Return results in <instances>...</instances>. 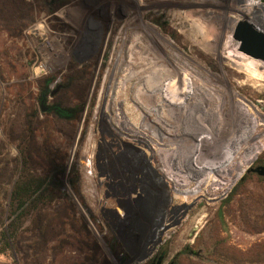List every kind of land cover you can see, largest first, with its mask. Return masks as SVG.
Returning <instances> with one entry per match:
<instances>
[{
  "label": "rangeland",
  "instance_id": "1",
  "mask_svg": "<svg viewBox=\"0 0 264 264\" xmlns=\"http://www.w3.org/2000/svg\"><path fill=\"white\" fill-rule=\"evenodd\" d=\"M25 1L34 14L26 16L22 32L18 31L20 20L7 14L6 9V19L0 18V200L5 206L6 194H11L25 169L42 177L52 175V184L69 198L61 200L57 193L42 201L43 197L35 196V201L26 205L28 210L19 231L11 239L12 252L7 257L0 256V264H150L149 254L155 246V253L157 250L165 253V264L172 260L177 264H264V177L248 172L264 166V64L247 56V65L252 63L250 69L262 75L260 79H247L243 58L226 60L219 55L204 59L198 53L203 52L201 48L187 44L181 33L172 35L167 30V10L176 7L153 8L152 0ZM227 1L201 0L211 5L198 8L208 12L203 18H207L212 31L223 32L225 41H233L228 50L232 55L239 52V47L230 38L231 27L235 28L243 15L226 8ZM243 1L234 2L239 7L249 5V1L247 4ZM8 16L12 21L6 23ZM254 24L264 30V22ZM152 36L168 55L174 53L182 58L186 78L193 79L209 103L215 98L219 108L225 101L230 120L237 116L244 121L247 118L239 128L242 135L251 136L247 164L239 155L231 154L238 159L243 173L236 176L240 169L236 170L228 182L214 172L202 171L205 182L210 176H214L211 183L215 182L211 191L207 190V184L201 186L198 196L189 197V193H183L186 190H178L180 183L169 182L174 176L164 169L165 158H173L172 164L176 166L185 162L187 171L192 168L195 156L201 159L204 156L199 160L205 162V155L215 143L207 139L203 143L180 131L171 132L174 129L164 118L168 107L159 106L156 97L167 78L163 72L157 74L162 85L156 91L145 88L149 74L141 82L125 80L129 72L138 73L143 70L141 66L149 63ZM132 52L140 53L134 55L133 61L128 56ZM194 68L202 72L201 77L191 75ZM230 70L240 72L242 77ZM46 78L52 81L45 104L52 107L58 100L65 109L73 110L68 120L41 111V102L36 97ZM58 87V92L50 97ZM137 89L143 91L142 99H136ZM170 90L168 86L165 92ZM32 104L37 105L44 123L28 149L25 106ZM177 108L179 112L180 105ZM156 110H161L162 116L155 115ZM186 112L189 114L190 110L186 108ZM192 115L196 122L205 117L200 111ZM144 125L152 128V132H142ZM206 128L214 137L220 135L219 144L224 150L225 127L214 123ZM126 145L143 151L151 159V165L169 186L170 200L158 189L155 196L161 202L153 199L154 204L143 206L137 202L143 198L141 193L130 198L125 189H117L120 195L113 197L112 191L104 186L107 176L99 177L95 171L101 161L97 159L99 153L105 163L115 155L126 154ZM249 147L259 149L254 160L249 159V150L252 151ZM51 158L55 163L52 168ZM122 182L125 187L130 185L128 181ZM117 199L122 206L116 205ZM130 199L133 206L127 212L126 201ZM67 203L72 204L69 214L62 210ZM174 209L179 210L177 221L168 223L158 237L152 235V229L155 232L162 221L166 223ZM107 211H118L119 219L111 220L112 217L104 215ZM14 213L11 219L20 212ZM39 216L47 226H40ZM60 222L63 225L57 227ZM82 224H86L90 239Z\"/></svg>",
  "mask_w": 264,
  "mask_h": 264
},
{
  "label": "bare ground",
  "instance_id": "2",
  "mask_svg": "<svg viewBox=\"0 0 264 264\" xmlns=\"http://www.w3.org/2000/svg\"><path fill=\"white\" fill-rule=\"evenodd\" d=\"M230 1L234 2L235 0H228L226 5H225L226 8L239 11V13L243 15V16H241V17H243V19H241V20H247L249 22L256 23V24L257 23L259 24V22H260V24H261V22H264V3L261 4L256 0H244L243 2H246V4L249 1V3H248L249 5L248 6L246 5L244 7L243 6L239 7L236 4V2H234V4L232 5V4H230ZM252 1H254V2H252ZM152 4H153V8L163 7V8H169L170 9V7H172V6L176 7V8H171V10H167V12H168L167 14L169 16L168 23H167V30L172 35L179 36V34L181 33L183 36H185V38H187V41H186L187 44H193V46L201 48L203 50V52L198 51V53H200V56H202L204 59L214 57V56L215 57L218 56V58H219V55H220V58L222 57V59H226V60L227 59L231 60L230 57H236L239 59L243 58L242 62H244L245 64H242L243 65L242 67L244 69L243 72L246 73V77H247V71H248V78L247 79H251V78L252 79H254V78L260 79L262 77L261 74L257 73L253 69H250L252 63L247 65V58L248 57L246 54L239 51V52H236L237 54L230 55L228 50L230 48H232V46H233L232 40H226L225 41L224 40L225 35L223 32L212 31V27L210 26L209 21L206 20L207 18L206 19L203 18V15L207 14L208 12L206 10H203V9L199 10V8H198V7H203V8L209 7V5H211V4H208V3L205 4V3L201 2V0H152ZM241 20H239V21H241ZM259 26H261V25H259ZM263 26L264 25H262V27ZM132 28H133V26H132ZM234 29H235L234 27H231L232 31H234ZM231 37H233V36H230V38ZM133 38H134V35H133ZM234 42H235V45L239 47V43L236 41H234ZM141 48H144V47H141ZM130 49H132V48H130ZM217 49H218V55L216 54ZM234 50H235V48H234ZM134 55L138 56V55H140V53L136 52V54H134V52H132L131 56L128 55L129 59H131V61H133ZM146 55H148V54H146ZM148 59H149V57H148ZM144 60H146V59H144ZM160 64L162 66H160ZM133 65L137 67V65H135V64H133ZM142 67H143V70L141 69V71H139L138 73L129 72L126 75L125 80H126V82L127 81L133 82L135 80L136 81L139 80L141 82V79H145L146 74H149V78L146 79V82H144L148 86V87L145 86V88L146 89H152V91H156L160 87V85H162L161 84L162 83L161 76L157 77V74H159L160 72H163L164 73L163 76L165 78L167 76L166 80L163 81V83H165L164 86L163 85H162L163 87L161 86L156 97L158 98L157 101H158L159 106L168 107V110H167L168 113H167L166 117H164V118H166L169 121L170 127H172L174 129L171 132L177 133V131H180L185 136L187 135V136L192 137V139L196 138L200 141H202V140L204 141L205 139H207V140H210V142L212 141L215 143V145H212L211 148H209V153H207V156L205 155L206 161L205 162L201 161L204 158V156L202 159L199 157L201 160H199V158L196 156H195L196 159L193 157L194 162L192 164V168L188 169L187 171L185 170V167H184L185 162L184 163L182 162L183 164H180V166L177 165L178 167L184 169V170H181V169L177 168V166L175 164L174 165L172 164L174 162V161L172 162L173 158H171L170 156H168V157L166 156V158H165L166 164H165L164 169H166L169 172L170 176H174L173 179L169 180V182H171V184H175L177 182L180 183V184H177L179 187L178 190L179 191L186 190L183 193H185V194L189 193V195H188L189 197L194 196V195L198 196V194H201V190H200L201 186H204L205 184H207V190L208 191L213 190L211 188V186L214 185L215 181L213 183H211V182L213 181L214 176H210V178H207V180L205 182L203 179V175H201V172L204 170L205 171L207 170L208 173L214 172L216 177L217 176L221 177L222 180L230 182L231 180L229 181V179H230L231 175H233V173L236 170L240 169V163H239L238 159H236L234 156H231V154L235 153V154L239 155L240 156L239 158H241L244 165L247 164V147L251 143V136L246 134V133H243V135H242L240 133V130H239V128L242 125H244V123L247 122V118L244 121L242 118L237 116L236 118H234V120L233 119L230 120L227 118V116H229V114H230L229 110H226V107L223 105V103L225 101L222 102V105L219 108L217 107L218 102L216 101L215 98H213L212 101L209 103V100H207L208 97L206 98L199 93V88H197V85L194 83L193 79L189 80L188 78H186V76H187V75L185 76V70L186 69H184V63H183L182 58L180 56L174 54V53L173 54L170 53V55H168L167 51L163 50V48H161V46L158 44L157 41H155V38H153V36H152V46H151V57H150L149 63L146 65V67L141 66V68ZM147 69L150 71L146 72ZM163 69H168V70L164 71ZM137 70H135V71H137ZM229 72H231L232 74H234L238 78L242 77L241 76L242 74L240 72L236 73L232 70H230ZM131 73H134V74H131ZM201 73L202 72L200 70H198V68H194L191 75L194 76L196 74L197 77H199V76L201 77ZM133 78H135V79L132 80ZM185 79H186V81H185ZM247 79H246L245 83H243V85H246ZM143 81H145V80H143ZM129 84H131V83H129ZM183 84H184V86H183ZM168 86L171 88V90L169 92H165V90H167ZM176 93H179V96H176ZM142 94H143L142 90L136 91V99H142L143 98ZM133 96H134V94H133ZM179 97H180V99H179ZM187 97H188V99H186ZM149 98L152 99L151 96ZM176 102H178V104H176ZM232 103H234V102L232 101ZM177 105L178 106L180 105L179 112H178ZM242 106H243V104H242ZM243 107L246 110L247 107L246 106H243ZM186 108L190 110L189 114H187ZM144 110H146V109H144ZM157 110H156L155 115L158 114V115L162 116L161 110L160 111H157ZM197 111H200L205 115L204 119L200 120L199 122L194 121L193 115H192L193 113H195ZM132 114H134V113H132ZM157 119H159V117H157ZM178 120H182V121L177 122ZM177 123H179L178 125H180L178 128L176 127ZM214 123L223 125L225 127L226 132H227V135H226L224 141H222V144L224 145V148H225L224 150L221 149V146L219 144L220 135L218 134L216 137H214L212 131L209 128H206L210 124H214ZM141 128H142V132H145V133L150 132V131L152 132V128H150L148 125L141 126ZM151 135H154V134H151ZM153 137H155V136H153ZM160 140H162V139H160ZM187 140H188V138H187ZM190 142H188V143H190ZM196 142H198V141L196 140ZM178 143H180V142H178ZM184 147L187 148V146H184ZM251 148H252V151L249 150ZM248 150L250 152L249 159L254 160L255 154H256V152L259 151V149L257 147L256 148L255 147H249ZM202 151H204V150H202ZM194 154H195V152H194ZM180 155H182V154L180 153ZM186 156H187V154H186ZM183 158L184 157H182V159ZM243 171L244 170L240 169V171H238L236 176L238 174L239 175L242 174ZM235 177H233L232 179H234ZM172 187H173V185H172ZM192 188H194V189H192ZM211 194L213 195L214 193L211 192ZM156 197L157 196L154 197V200H157ZM157 201H159V199ZM159 202H161V201H159ZM181 213H183V212H181ZM178 215H179V210H177V209L172 210L171 216L168 218L167 222L165 223L164 221H162L161 224H159V226H157V228L154 232V236L158 237L160 230L162 228L166 227L168 225V223H170L174 220H177Z\"/></svg>",
  "mask_w": 264,
  "mask_h": 264
},
{
  "label": "trees",
  "instance_id": "3",
  "mask_svg": "<svg viewBox=\"0 0 264 264\" xmlns=\"http://www.w3.org/2000/svg\"><path fill=\"white\" fill-rule=\"evenodd\" d=\"M5 9L7 10V14H9L12 17L17 18L20 20V26L18 28V31L22 32L25 25H23V21L25 20L26 16L30 17L32 16L33 9L31 8V5H29L25 0H0V18L6 19L7 15L5 13ZM9 17V16H8ZM12 19L9 17V20H6V23H9ZM1 76V75H0ZM51 78H46L40 87V93L36 97L38 99V103L42 102L43 95L46 94L48 85L51 83ZM81 99V98H79ZM27 110V116L25 118L24 123V133L28 134V140L26 141L29 145L28 149H30V145H32L36 139V132L39 130V126L43 125V121L39 118V111L37 108V105L32 104L31 106H25ZM59 108L58 110H56ZM73 110L71 109H65L62 103L57 102L54 103L52 107L45 113V115H54L57 118H67L72 116ZM60 115H59V114ZM72 119V118H71ZM26 150V148H25ZM24 150V151H25ZM27 160V159H26ZM51 168L54 166L53 158H51ZM49 176V174H48ZM45 176H38L35 173H31L29 170L25 169L21 171L19 178L14 184L13 190L11 194L8 196L6 194V204H2V201L0 200V256L7 257L9 256L10 252H12L11 249V239L12 237H16V234L19 231V227L22 223V220L28 210V207L26 206L30 201H35L33 199L35 196L43 197L42 201H44L45 197L51 198L55 197L57 193H60L61 200H66L69 197L61 191V189L54 184H52V175L48 177ZM48 196V197H47ZM67 201V200H66ZM31 202V203H32ZM68 204V205H67ZM65 206H63V209H66V213L69 214L68 210H72V204L67 203ZM69 206L70 209L67 207ZM31 207V206H30ZM74 207V206H73ZM40 211V210H39ZM16 214L17 212H20L19 214H16L15 218L11 219V213ZM39 224L40 226H47V223L40 221L39 216ZM62 222L57 226H62ZM47 228V227H46ZM82 229L87 232L88 238H89V232L86 227V224H82ZM81 233V229L78 230ZM90 239V238H89ZM96 246V245H95Z\"/></svg>",
  "mask_w": 264,
  "mask_h": 264
},
{
  "label": "flooded vegetation",
  "instance_id": "4",
  "mask_svg": "<svg viewBox=\"0 0 264 264\" xmlns=\"http://www.w3.org/2000/svg\"><path fill=\"white\" fill-rule=\"evenodd\" d=\"M58 109L59 108H57L56 110ZM126 148H127L126 154H119L117 156L115 155L114 157L109 158L108 161L105 160V163L102 162L103 157L100 153L97 158L98 161L99 160L101 161L100 163L97 162L95 171L99 174V177L107 176L108 181L104 183V186L110 191H112V196L116 197L117 195H120L117 189L119 190L125 189V192L128 194V196H130V198H131V195L133 194L139 195L141 193L143 198L137 200V202L138 203L142 202L143 206L144 205L147 206L151 202L152 203L154 202L153 199L156 195L157 190L161 189L162 192L166 194V195L163 194L165 198L167 200L168 199L170 200L172 198V197L170 198V196H172V193L169 189V186L165 181L163 182L164 178L157 174V172L151 165L152 164L151 159H148L143 151L141 152L132 146L126 145ZM130 148L132 150L134 149L135 151H131ZM99 150L100 152H102L101 148ZM122 181H128L130 182V185L128 187H125ZM109 196L110 195H108V197ZM117 200L118 201H116V205L122 206L121 200L120 199H117ZM165 201L166 200H164V202ZM132 203L133 201H131V199L126 201V205L129 207V208H126L127 212H129L130 206L131 207L133 206ZM104 215L106 216L109 215L110 217H112L111 220L119 219L120 217L118 211L116 212L107 211L106 213L104 212ZM125 216L128 217L129 216L128 213H126ZM153 218L155 220V217ZM150 220H152V218ZM162 229L160 230V232L162 231ZM151 234L152 235L154 234L153 229H152ZM160 241L161 240L159 239L157 245L160 243ZM155 247H154V250H156ZM154 250L151 251L149 254L151 255V258H152L150 264H157L159 260H161V264H165V261H166L165 253L159 250H157L156 251L157 253H155ZM172 262L177 264L176 261H173V260L170 261L168 264H171Z\"/></svg>",
  "mask_w": 264,
  "mask_h": 264
},
{
  "label": "water",
  "instance_id": "5",
  "mask_svg": "<svg viewBox=\"0 0 264 264\" xmlns=\"http://www.w3.org/2000/svg\"><path fill=\"white\" fill-rule=\"evenodd\" d=\"M264 2V0H262ZM233 39L239 43V51L246 54L247 56L261 61L264 64V30L260 29L254 23L247 20H241L236 24L233 31ZM59 90V87L50 93V97H53ZM46 95H43L41 102V111L47 112L49 107L45 104ZM248 172L257 173L264 177V166L257 168H251ZM161 264V260L157 262ZM171 264H175L172 262Z\"/></svg>",
  "mask_w": 264,
  "mask_h": 264
},
{
  "label": "built area",
  "instance_id": "6",
  "mask_svg": "<svg viewBox=\"0 0 264 264\" xmlns=\"http://www.w3.org/2000/svg\"><path fill=\"white\" fill-rule=\"evenodd\" d=\"M42 68V66H40Z\"/></svg>",
  "mask_w": 264,
  "mask_h": 264
}]
</instances>
